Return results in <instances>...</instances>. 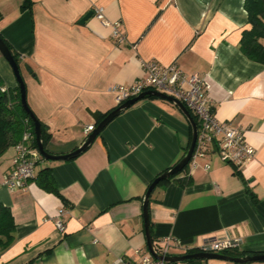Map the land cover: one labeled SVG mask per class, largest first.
Segmentation results:
<instances>
[{
    "label": "crops",
    "instance_id": "obj_1",
    "mask_svg": "<svg viewBox=\"0 0 264 264\" xmlns=\"http://www.w3.org/2000/svg\"><path fill=\"white\" fill-rule=\"evenodd\" d=\"M22 2L0 0V34L19 55L27 104L50 135L46 151L66 155L80 147L87 127L97 123L88 111L104 115L118 107L109 87L144 77L142 61L175 63L207 82L215 118L241 129L255 156L236 168L210 146L158 185L148 207L153 244L171 238L169 256H179L229 237L242 239L238 254L264 253V65L240 51L249 29L244 0H35L31 11H21ZM96 9L120 22L122 41L94 13L79 23ZM0 76L7 88L18 85L1 55ZM190 140L175 105L145 98L111 121L81 156L41 157L25 189L2 185L15 157L9 148L0 156V204L11 211L15 240L0 264L137 262L135 251L149 254L146 190L182 159ZM48 169L57 193L39 182ZM61 209L62 233L55 226Z\"/></svg>",
    "mask_w": 264,
    "mask_h": 264
},
{
    "label": "built area",
    "instance_id": "obj_2",
    "mask_svg": "<svg viewBox=\"0 0 264 264\" xmlns=\"http://www.w3.org/2000/svg\"><path fill=\"white\" fill-rule=\"evenodd\" d=\"M95 17L104 25L112 26L113 36L122 41L120 22L110 23L103 14V9L94 10ZM142 69L145 76L137 79L130 85H113L108 91L114 96L117 106L127 100L133 99L146 91H157L171 96L186 107L197 119L198 135L192 159L203 157L210 146L218 147L221 158L240 168L251 161L255 156V150L244 139L243 131L233 127L229 123L218 121L210 107L207 91L209 85L196 74H187L175 63L161 65L154 61H142ZM5 91V89H3ZM94 126L86 129L87 133L94 130ZM35 134L31 127H26L19 143L14 146L15 157L11 169L4 176L2 185L8 190L25 189L34 178V170L41 156L36 145L33 144ZM191 159V160H192ZM205 168L208 170L209 166ZM64 213L61 209L57 215L55 226L61 233L64 232ZM172 239H162L156 246L155 252L163 257L169 256ZM175 246H179L174 242ZM242 246V239L213 238L203 242L197 252L225 254L238 250ZM135 263L119 257L114 264H170L164 260H156L150 254L140 255ZM226 255V254H225Z\"/></svg>",
    "mask_w": 264,
    "mask_h": 264
},
{
    "label": "trees",
    "instance_id": "obj_3",
    "mask_svg": "<svg viewBox=\"0 0 264 264\" xmlns=\"http://www.w3.org/2000/svg\"><path fill=\"white\" fill-rule=\"evenodd\" d=\"M34 2L35 0H23L20 7L21 11H31ZM244 9L247 13V25L249 26V29L242 33L240 51L250 61L264 65V0H244ZM0 37L7 45L14 60L20 67L19 55L1 34ZM3 89H5V91H3ZM146 98L155 99V97L150 96ZM107 115L108 113L100 115V120L94 127H96L97 124ZM190 115L195 123L198 124L196 117H194L192 113H190ZM40 124L41 140L46 150L50 135L47 131V127L41 122ZM26 127H31L34 133L33 122L21 106L19 86L17 85L15 88H7L3 78L0 76V156H2L9 148L14 147L19 143ZM33 144L36 145V139L33 140ZM175 176L166 179L161 184L169 182ZM39 180L41 186L45 190L57 193V190L53 186L50 169L41 171L39 174ZM14 232L15 223L11 211L9 208L0 204V254L13 244L15 240ZM236 251L237 250H235V252H226L225 254L231 257L244 256V253L238 254ZM193 253H197V251H189L187 254ZM198 262L200 261H191L188 263L196 264Z\"/></svg>",
    "mask_w": 264,
    "mask_h": 264
},
{
    "label": "water",
    "instance_id": "obj_4",
    "mask_svg": "<svg viewBox=\"0 0 264 264\" xmlns=\"http://www.w3.org/2000/svg\"><path fill=\"white\" fill-rule=\"evenodd\" d=\"M92 15H93V12H89L87 15H85L80 20L79 23L83 24ZM0 55L5 59V61L10 66L13 72V75L15 77V80L19 86L21 106L33 122L34 134H35V139H36V147H37L39 154L44 160L62 162V161H70V160H73L81 156L91 147L95 139L102 133L104 128L111 121H113L116 117L121 115L127 109H129L130 107H132L133 105H135L136 103L145 99L148 96L162 99V100L168 101L172 103L173 105H175L178 108V110L182 113V115L186 118L191 128V140H190L188 149L185 152L182 159L174 167H172L171 169L165 171L164 173L156 177L153 180V182L150 184L143 198L142 207H143V219H144V232H145L146 246H147V250L149 254L156 260H164L165 262L170 263V264H183V263H188L191 261H208V260H223V261H229V262L240 263V264L249 263V262H264V253H261V254L249 253L243 257H231L225 254L197 252L193 254H185V255H179V256L170 255V256L163 257V256L158 255L155 252L153 239L151 236L149 212H148L150 195L153 192V190L163 181H165L166 179L172 176L179 174L185 169V167L189 164V162L192 159L196 141H197V135H198L197 124L195 123L194 119L192 118L189 111L186 109V107L183 105L182 102H180L179 100L171 96L165 95L157 91H146L133 99L125 101L124 103L116 107L114 110H112L110 113H108V115L97 124V126L88 135V137L85 139V141L81 144L80 147H78L77 149H75L74 151L66 155H53V154L48 153L44 148V145L41 140V124L27 104L26 88H25V84H24V81L21 75L20 67L17 65L16 61L13 58L11 51L9 50L5 42L1 39V37H0ZM88 113L95 122H98L100 120V115L98 113H91L89 111Z\"/></svg>",
    "mask_w": 264,
    "mask_h": 264
}]
</instances>
